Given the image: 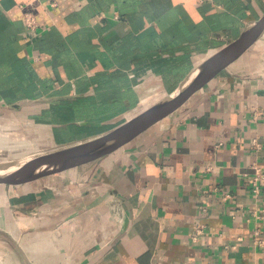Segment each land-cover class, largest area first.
<instances>
[{"label":"crops","instance_id":"1","mask_svg":"<svg viewBox=\"0 0 264 264\" xmlns=\"http://www.w3.org/2000/svg\"><path fill=\"white\" fill-rule=\"evenodd\" d=\"M263 14L264 0H0V131L42 148L112 129ZM257 167L264 32L128 143L7 181L0 264H264Z\"/></svg>","mask_w":264,"mask_h":264},{"label":"water","instance_id":"2","mask_svg":"<svg viewBox=\"0 0 264 264\" xmlns=\"http://www.w3.org/2000/svg\"><path fill=\"white\" fill-rule=\"evenodd\" d=\"M263 32L264 14L256 22L248 26L237 39L194 68L164 98L112 129L63 144L20 153H0V175H4L1 182L20 180L23 174L38 170L56 169L67 164L89 160L128 143L184 104L218 73L242 56ZM51 100L47 98L31 102L25 101L19 103V106L27 107L29 104H40ZM21 180L23 181V179Z\"/></svg>","mask_w":264,"mask_h":264},{"label":"rangeland","instance_id":"3","mask_svg":"<svg viewBox=\"0 0 264 264\" xmlns=\"http://www.w3.org/2000/svg\"><path fill=\"white\" fill-rule=\"evenodd\" d=\"M50 134L51 133H49V135ZM41 137L43 138L45 136H40V134L36 132H31L28 134V133H23L22 131H18L15 133H9L8 131H0V153H8V151H10L8 149H12V148H22V147L27 148L24 151L37 149L34 147L41 148L40 145L39 146L33 145L40 143L39 140L41 139ZM12 150H18V149H12ZM3 178L4 175L2 177V180ZM6 182L7 181H3L0 183V195H3L5 194V192L8 191V187L7 186L5 187Z\"/></svg>","mask_w":264,"mask_h":264},{"label":"built area","instance_id":"4","mask_svg":"<svg viewBox=\"0 0 264 264\" xmlns=\"http://www.w3.org/2000/svg\"><path fill=\"white\" fill-rule=\"evenodd\" d=\"M25 23L29 30L36 31L40 27V24L36 16L32 12H28L25 15ZM259 181L264 182V174L259 167L256 168L255 178H254V191L258 192L260 190ZM226 198V197H225ZM255 244L264 247V237H260L259 234L254 238Z\"/></svg>","mask_w":264,"mask_h":264},{"label":"bare ground","instance_id":"5","mask_svg":"<svg viewBox=\"0 0 264 264\" xmlns=\"http://www.w3.org/2000/svg\"><path fill=\"white\" fill-rule=\"evenodd\" d=\"M12 149H19V150H12ZM12 149H8V150H10V151H8V152H17V151H19V152H17V153H20V152H23L24 150H26L27 148H25V147H22V148H12ZM2 177H3V175H0V182L2 181Z\"/></svg>","mask_w":264,"mask_h":264},{"label":"trees","instance_id":"6","mask_svg":"<svg viewBox=\"0 0 264 264\" xmlns=\"http://www.w3.org/2000/svg\"><path fill=\"white\" fill-rule=\"evenodd\" d=\"M64 117H68V114H67V113H65V114H64V116H63V118H64Z\"/></svg>","mask_w":264,"mask_h":264}]
</instances>
